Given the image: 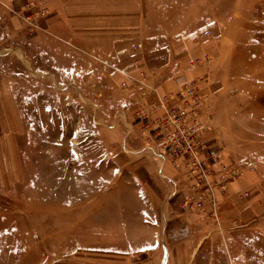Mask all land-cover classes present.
<instances>
[{"label": "rangeland", "instance_id": "374dc122", "mask_svg": "<svg viewBox=\"0 0 264 264\" xmlns=\"http://www.w3.org/2000/svg\"><path fill=\"white\" fill-rule=\"evenodd\" d=\"M43 2H20L29 35L46 13ZM143 5L138 29L94 42L107 52L90 54L87 73H66L63 63L58 82L34 73L24 81L23 63L7 62L22 122L9 185L0 170V264H264V0ZM141 70L152 88L139 104L132 88L144 85L121 82ZM192 80L205 99L199 118L210 145L244 168L249 185L235 199L250 218L226 198L235 179L216 186L199 210H183L185 194L196 200L186 168L179 198L170 200L160 178L129 164L135 156L124 165L115 153L122 114L139 124L156 88L175 91Z\"/></svg>", "mask_w": 264, "mask_h": 264}, {"label": "crops", "instance_id": "0c3cea01", "mask_svg": "<svg viewBox=\"0 0 264 264\" xmlns=\"http://www.w3.org/2000/svg\"><path fill=\"white\" fill-rule=\"evenodd\" d=\"M22 1L27 0H15L13 5L11 0H0V121H6V133L0 135V170L6 171V186L10 184L11 170L14 168L13 142L22 122L20 111L14 109L16 85L11 81L12 72L6 66L7 62L19 59V63H23L24 68L20 67L19 77L22 75L24 81L27 73H34L36 76L50 75L52 81L58 82L59 73L62 72L59 65L63 63L68 68L66 73L71 75L77 71L87 73V68L90 67V54L97 53L100 57L106 56L107 52L106 49L100 52L104 47L95 46L94 42H104L105 35L120 34L124 27L138 29L140 10L144 9L143 0H44L41 7L46 8V13L41 17L33 35H29L19 14ZM10 6L13 12L10 11ZM110 39L112 42L118 41L117 36ZM91 49L96 52H92ZM76 59L77 62L78 59L82 60V71L81 64L78 62L80 65H76ZM137 73L138 71L135 75ZM132 89L137 93L136 98L140 104L145 90L148 89L141 86H133ZM165 90L167 89L162 86L160 90L158 89L161 93ZM24 99L27 100V97L24 96ZM121 116L125 119L122 120L123 127L120 130L116 129L113 134L115 142H119L114 150L118 159H121L120 162L125 165L128 163L127 156H135L129 164L140 168L146 178L152 180L160 178L167 189L169 199L178 200L181 191L179 183L181 169L145 148L139 124L132 123L133 113L130 116L126 114ZM247 182L241 181L240 178L235 179L226 194L227 200L232 196V204L237 202L235 207L241 212V217H249L246 211L248 209H244L248 206L235 198L249 185ZM163 249L170 250L167 243L163 244ZM169 255L166 254L167 261Z\"/></svg>", "mask_w": 264, "mask_h": 264}, {"label": "built area", "instance_id": "2783aa9c", "mask_svg": "<svg viewBox=\"0 0 264 264\" xmlns=\"http://www.w3.org/2000/svg\"><path fill=\"white\" fill-rule=\"evenodd\" d=\"M136 75L128 76L122 85L128 86L130 80L152 88L145 80V71H138ZM200 91L197 80L187 81L175 91L161 93L156 88L157 102L152 101L150 110L139 117L145 148L169 160L176 168H186L188 178L193 181L192 193L196 194V200L191 199L193 195L185 194L183 210H199L208 193L215 195L216 186L226 188L229 181L240 178L244 172V168L224 162L210 145L204 121L199 118L205 100ZM213 177L218 179L217 183Z\"/></svg>", "mask_w": 264, "mask_h": 264}]
</instances>
